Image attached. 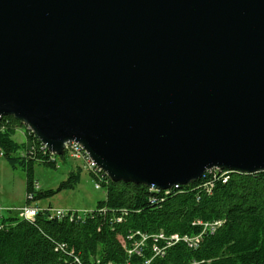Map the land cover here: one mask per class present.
Listing matches in <instances>:
<instances>
[{"label": "water", "instance_id": "95a60500", "mask_svg": "<svg viewBox=\"0 0 264 264\" xmlns=\"http://www.w3.org/2000/svg\"><path fill=\"white\" fill-rule=\"evenodd\" d=\"M113 181L264 171V0H0V116Z\"/></svg>", "mask_w": 264, "mask_h": 264}, {"label": "trees", "instance_id": "16d2710c", "mask_svg": "<svg viewBox=\"0 0 264 264\" xmlns=\"http://www.w3.org/2000/svg\"><path fill=\"white\" fill-rule=\"evenodd\" d=\"M21 128L24 139L17 141ZM0 154L24 171L26 205L80 181L76 165L56 190L35 188L34 163L56 167L64 154L53 159L12 115L0 116ZM88 170L105 189L93 210L57 217L52 206L35 205L30 220L14 211L0 215V264H264V171L211 169L161 190ZM215 222L212 232L203 231L204 223ZM140 241L138 253L133 249Z\"/></svg>", "mask_w": 264, "mask_h": 264}, {"label": "rangeland", "instance_id": "374dc122", "mask_svg": "<svg viewBox=\"0 0 264 264\" xmlns=\"http://www.w3.org/2000/svg\"><path fill=\"white\" fill-rule=\"evenodd\" d=\"M23 128L16 131L14 139H24ZM22 133V134H21ZM56 167L46 166L42 163H34L33 177L39 183L42 190L59 187L61 181L67 178L68 172L76 165L82 167L80 181L73 189H63L47 198L29 201V206H47L67 211H75L83 214L93 210L98 201L105 198V189L95 188V181L89 170L82 166V161L75 160L67 155L56 158ZM0 204L20 207L26 202L25 173L21 168H11L0 155ZM15 212V211H14Z\"/></svg>", "mask_w": 264, "mask_h": 264}, {"label": "built area", "instance_id": "2783aa9c", "mask_svg": "<svg viewBox=\"0 0 264 264\" xmlns=\"http://www.w3.org/2000/svg\"><path fill=\"white\" fill-rule=\"evenodd\" d=\"M44 149H48L45 145H43ZM64 155H67L68 157L75 159V160H80L82 161V166L87 168V169H92L97 172H103L88 156V154L84 151V149L81 147L80 144L74 142V141H69L65 143L64 145ZM1 155V154H0ZM50 156L55 159V153L50 151ZM104 173V172H103ZM105 174V173H104ZM106 175V174H105ZM34 187L38 188L40 185L38 182H34ZM101 185L99 183L95 182V188H100ZM39 208L35 206H28L24 204L23 206L20 207H4L0 204V215L5 211H15L17 215L22 218V219H27L30 220L32 219L38 212ZM51 214L53 216L57 217H63L64 214H66L62 209L59 208H50ZM74 213V212H73ZM84 213V212H83ZM201 224V222H198ZM216 223H204L203 224V231L209 230L213 231L216 227ZM161 237V235L159 236ZM140 246H141V241L137 242L134 244V249L138 253L140 252ZM132 250H129L128 252L130 253ZM144 264H148V261L145 262Z\"/></svg>", "mask_w": 264, "mask_h": 264}, {"label": "crops", "instance_id": "0c3cea01", "mask_svg": "<svg viewBox=\"0 0 264 264\" xmlns=\"http://www.w3.org/2000/svg\"><path fill=\"white\" fill-rule=\"evenodd\" d=\"M6 207H12L11 205H5ZM40 206V205H38ZM40 207H46V206H40Z\"/></svg>", "mask_w": 264, "mask_h": 264}, {"label": "bare ground", "instance_id": "6f19581e", "mask_svg": "<svg viewBox=\"0 0 264 264\" xmlns=\"http://www.w3.org/2000/svg\"><path fill=\"white\" fill-rule=\"evenodd\" d=\"M44 145V144H43ZM42 146V145H41ZM218 225V222L216 223V226Z\"/></svg>", "mask_w": 264, "mask_h": 264}]
</instances>
